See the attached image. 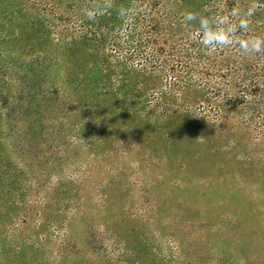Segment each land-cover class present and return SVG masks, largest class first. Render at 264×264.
I'll return each instance as SVG.
<instances>
[{
	"label": "rangeland",
	"instance_id": "obj_1",
	"mask_svg": "<svg viewBox=\"0 0 264 264\" xmlns=\"http://www.w3.org/2000/svg\"><path fill=\"white\" fill-rule=\"evenodd\" d=\"M31 1L0 0V32L11 44L38 42L39 23L24 31ZM52 1L64 8L89 0ZM165 7L169 46L200 30L184 13L207 18L215 7L223 29H233L229 39H264V0H169ZM237 9L248 23L244 32L231 15ZM250 54L249 64L264 66V44ZM144 84L149 99L158 97ZM178 97L177 112L157 124L127 118L112 103L108 122L89 129L91 148L72 146L56 169L44 162L50 141L41 139L38 125L30 126L25 154L1 135L0 246H7L1 256L37 242V253L21 249L23 264L36 256L43 264H264V131L246 127L241 116L210 124L214 116H200L205 102L195 89ZM74 122L62 124L63 140L74 136ZM87 163L91 171L76 186L51 187Z\"/></svg>",
	"mask_w": 264,
	"mask_h": 264
},
{
	"label": "trees",
	"instance_id": "obj_2",
	"mask_svg": "<svg viewBox=\"0 0 264 264\" xmlns=\"http://www.w3.org/2000/svg\"><path fill=\"white\" fill-rule=\"evenodd\" d=\"M42 1H31L23 16L25 32L41 25L34 34L38 42L18 46L0 32V136L13 141L18 154L28 151L30 126L36 124L41 139L50 141L44 162L56 169L72 146L91 148L89 129L108 122L112 103L127 118L157 124L177 112L178 94L185 89H195L203 98L199 114L213 115L210 124L225 126L241 116L246 127L264 131V66L246 61L251 54L243 55L236 43L242 38L229 39L231 45L205 46L200 29L167 45L170 24L162 10L169 0H124L115 6L108 0H89L64 8ZM218 12L215 7L206 19L221 21ZM12 36L18 41V34ZM43 39L50 42L46 49L39 43ZM144 83L158 97L149 99ZM72 119L75 134L63 140L62 124ZM74 170L76 176L51 187H74L91 167L87 163ZM38 245L15 246L11 257L3 258L7 246L2 244L0 264H23L21 249L37 253ZM26 264L43 261L36 256Z\"/></svg>",
	"mask_w": 264,
	"mask_h": 264
},
{
	"label": "clouds",
	"instance_id": "obj_3",
	"mask_svg": "<svg viewBox=\"0 0 264 264\" xmlns=\"http://www.w3.org/2000/svg\"><path fill=\"white\" fill-rule=\"evenodd\" d=\"M251 13H247L250 15ZM231 15L238 18L237 27L240 31L244 32L248 29V23L245 19L239 18L244 15L240 10H233ZM183 19L185 21L196 20L199 24L202 33V43L205 46H211L213 44L226 45L230 44L231 41L226 33H231L233 29L231 27L227 29H220L219 27H214V25L223 24V21H209L203 16H197L194 13L187 12L183 14ZM241 53L243 55H248L249 53H257L261 50L262 44H264V39L259 37L249 36L247 39L236 41Z\"/></svg>",
	"mask_w": 264,
	"mask_h": 264
}]
</instances>
